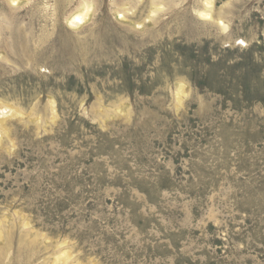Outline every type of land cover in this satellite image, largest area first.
<instances>
[{
    "label": "rangeland",
    "instance_id": "rangeland-1",
    "mask_svg": "<svg viewBox=\"0 0 264 264\" xmlns=\"http://www.w3.org/2000/svg\"><path fill=\"white\" fill-rule=\"evenodd\" d=\"M81 1L0 0V264H264V0Z\"/></svg>",
    "mask_w": 264,
    "mask_h": 264
},
{
    "label": "bare ground",
    "instance_id": "bare-ground-1",
    "mask_svg": "<svg viewBox=\"0 0 264 264\" xmlns=\"http://www.w3.org/2000/svg\"><path fill=\"white\" fill-rule=\"evenodd\" d=\"M9 1H11V3L12 4H17L18 3V1L19 0H9ZM82 3H81V5H80V7H79V9H77V11L76 12H74L71 16H69V18L67 19V23H68V25L70 26V27H72V28H78V27H80L82 24H85V23H87L91 18V11H92V7H93V5H94V3L95 2H93V0H82L81 1ZM155 2V1H154ZM208 3H207V7L208 8H211V6H212V2H213V0H208L207 1ZM158 6V5H157ZM212 9V8H211ZM209 10V9H208ZM207 10V11H208ZM206 11V12H207ZM203 16L204 17H206V18H209L210 17V14H209V11H208V13H204L203 14ZM120 18H124L125 16L123 15H121V16H119ZM125 19V18H124ZM220 21V20H219ZM142 24H137V26L138 27H140ZM223 25V24H222ZM222 27H224V25L222 26ZM224 29H225V27H224ZM119 36V35H118ZM60 41V40H59ZM62 42H63V39H62ZM56 44V43H55ZM61 44V43H60ZM56 46V45H55ZM59 46V45H58ZM54 50V49H53ZM91 52V51H90ZM47 53V52H46ZM63 53V52H62ZM61 53V54H62ZM57 54V53H56ZM60 54V55H61ZM52 55V54H51ZM43 56V55H42ZM46 56V55H45ZM61 58V57H60ZM52 59H54V58H52ZM44 60V59H43ZM42 60V61H43ZM37 62H39V61H37ZM183 93V91H182V88L180 87L179 89H178V94H182ZM179 95V96H180ZM52 111H54V109H53V107H52ZM5 110H4V106H1L0 107V115H3V114H5Z\"/></svg>",
    "mask_w": 264,
    "mask_h": 264
}]
</instances>
